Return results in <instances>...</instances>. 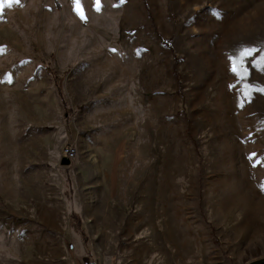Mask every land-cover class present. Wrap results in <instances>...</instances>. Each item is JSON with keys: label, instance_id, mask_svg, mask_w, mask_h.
Returning a JSON list of instances; mask_svg holds the SVG:
<instances>
[{"label": "rangeland", "instance_id": "obj_1", "mask_svg": "<svg viewBox=\"0 0 264 264\" xmlns=\"http://www.w3.org/2000/svg\"><path fill=\"white\" fill-rule=\"evenodd\" d=\"M100 5L0 11V264L264 259V0Z\"/></svg>", "mask_w": 264, "mask_h": 264}, {"label": "snow or ice", "instance_id": "obj_2", "mask_svg": "<svg viewBox=\"0 0 264 264\" xmlns=\"http://www.w3.org/2000/svg\"><path fill=\"white\" fill-rule=\"evenodd\" d=\"M20 0H0V11L3 10L5 6H11L12 4H18ZM74 11L81 19H86L84 8H83V0H73ZM96 10H101L100 0H95ZM3 51V50H0ZM259 51V49L253 48H245L239 52V54L233 60L232 71L237 74L239 79H243L247 75V70L244 69V60L246 57H251L254 52ZM264 60V57H262ZM10 81V77H9Z\"/></svg>", "mask_w": 264, "mask_h": 264}, {"label": "built area", "instance_id": "obj_3", "mask_svg": "<svg viewBox=\"0 0 264 264\" xmlns=\"http://www.w3.org/2000/svg\"><path fill=\"white\" fill-rule=\"evenodd\" d=\"M77 155V149L74 144H66L62 148V156H66L68 159L73 160Z\"/></svg>", "mask_w": 264, "mask_h": 264}, {"label": "water", "instance_id": "obj_4", "mask_svg": "<svg viewBox=\"0 0 264 264\" xmlns=\"http://www.w3.org/2000/svg\"><path fill=\"white\" fill-rule=\"evenodd\" d=\"M70 163V160L67 157H62L61 158V164L63 165H67ZM264 263V259H259V260H255V261H251L247 264H261Z\"/></svg>", "mask_w": 264, "mask_h": 264}, {"label": "trees", "instance_id": "obj_5", "mask_svg": "<svg viewBox=\"0 0 264 264\" xmlns=\"http://www.w3.org/2000/svg\"><path fill=\"white\" fill-rule=\"evenodd\" d=\"M71 217L77 224H79L80 221H79V218H78V216L76 214L72 213ZM90 264H93V263H90Z\"/></svg>", "mask_w": 264, "mask_h": 264}]
</instances>
